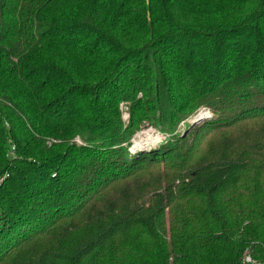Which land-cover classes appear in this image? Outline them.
<instances>
[{"label":"trees","instance_id":"obj_1","mask_svg":"<svg viewBox=\"0 0 264 264\" xmlns=\"http://www.w3.org/2000/svg\"><path fill=\"white\" fill-rule=\"evenodd\" d=\"M146 120L171 136L131 154ZM248 251L264 264V0H0V264Z\"/></svg>","mask_w":264,"mask_h":264},{"label":"rangeland","instance_id":"obj_2","mask_svg":"<svg viewBox=\"0 0 264 264\" xmlns=\"http://www.w3.org/2000/svg\"><path fill=\"white\" fill-rule=\"evenodd\" d=\"M130 106L129 103L126 101H123L120 104V112L122 113L123 120L127 124L130 119ZM215 114L213 110H211L206 105H200L198 109H196L193 113H191L187 117H183L176 126L175 133H184L188 130L194 129L200 125H203V123L207 120H210L211 118H214ZM171 136L170 134L162 131L158 126L154 125L151 121H144L138 130L135 132L131 139L130 144V152L131 154H138L140 152H151L158 147H160L164 142H166V139ZM78 145H85V143L82 142L81 138L77 136L74 140ZM169 226V220L167 217V227ZM245 256L251 257V262L248 264H262L258 259H255L253 255L248 251L245 253Z\"/></svg>","mask_w":264,"mask_h":264},{"label":"built area","instance_id":"obj_3","mask_svg":"<svg viewBox=\"0 0 264 264\" xmlns=\"http://www.w3.org/2000/svg\"><path fill=\"white\" fill-rule=\"evenodd\" d=\"M243 261H244V264H248L252 260H251V257L250 256H245Z\"/></svg>","mask_w":264,"mask_h":264}]
</instances>
